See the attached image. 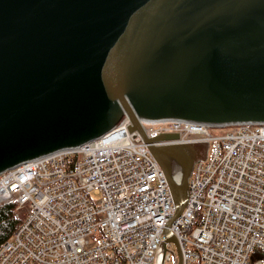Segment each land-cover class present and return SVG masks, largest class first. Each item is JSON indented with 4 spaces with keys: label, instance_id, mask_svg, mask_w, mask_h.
<instances>
[{
    "label": "water",
    "instance_id": "obj_1",
    "mask_svg": "<svg viewBox=\"0 0 264 264\" xmlns=\"http://www.w3.org/2000/svg\"><path fill=\"white\" fill-rule=\"evenodd\" d=\"M138 130L175 210L173 242L208 140L145 127L162 121L264 123V0H0V172L75 148L120 124Z\"/></svg>",
    "mask_w": 264,
    "mask_h": 264
},
{
    "label": "built area",
    "instance_id": "obj_2",
    "mask_svg": "<svg viewBox=\"0 0 264 264\" xmlns=\"http://www.w3.org/2000/svg\"><path fill=\"white\" fill-rule=\"evenodd\" d=\"M146 137L208 140L194 162L188 199L170 222L182 264H264V123L162 121ZM126 115L105 134L0 172V203L19 219L0 264H154L175 206L162 169ZM166 242L164 264H174ZM175 246V244H174ZM258 249L261 254L250 257Z\"/></svg>",
    "mask_w": 264,
    "mask_h": 264
},
{
    "label": "trees",
    "instance_id": "obj_3",
    "mask_svg": "<svg viewBox=\"0 0 264 264\" xmlns=\"http://www.w3.org/2000/svg\"><path fill=\"white\" fill-rule=\"evenodd\" d=\"M13 208V200L0 203V244L13 233L19 223V219L13 214ZM260 254L261 252L255 249L250 259L253 260Z\"/></svg>",
    "mask_w": 264,
    "mask_h": 264
},
{
    "label": "rangeland",
    "instance_id": "obj_4",
    "mask_svg": "<svg viewBox=\"0 0 264 264\" xmlns=\"http://www.w3.org/2000/svg\"><path fill=\"white\" fill-rule=\"evenodd\" d=\"M171 247L175 249V246H174V244H172V245H171Z\"/></svg>",
    "mask_w": 264,
    "mask_h": 264
},
{
    "label": "bare ground",
    "instance_id": "obj_5",
    "mask_svg": "<svg viewBox=\"0 0 264 264\" xmlns=\"http://www.w3.org/2000/svg\"><path fill=\"white\" fill-rule=\"evenodd\" d=\"M150 151V150H149ZM155 159V158H154ZM156 160V159H155ZM157 162V161H156ZM18 226V225H17ZM16 229V228H15Z\"/></svg>",
    "mask_w": 264,
    "mask_h": 264
}]
</instances>
